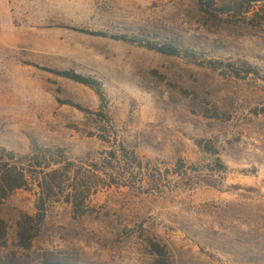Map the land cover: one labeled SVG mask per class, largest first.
Instances as JSON below:
<instances>
[{
  "label": "rangeland",
  "instance_id": "1",
  "mask_svg": "<svg viewBox=\"0 0 264 264\" xmlns=\"http://www.w3.org/2000/svg\"><path fill=\"white\" fill-rule=\"evenodd\" d=\"M35 145L85 202L21 238L36 190L8 195L0 264H264V0H0V148Z\"/></svg>",
  "mask_w": 264,
  "mask_h": 264
},
{
  "label": "trees",
  "instance_id": "2",
  "mask_svg": "<svg viewBox=\"0 0 264 264\" xmlns=\"http://www.w3.org/2000/svg\"><path fill=\"white\" fill-rule=\"evenodd\" d=\"M195 2L201 10L207 11L211 8L213 0H195ZM91 35L106 37L101 33H91ZM152 50L162 55H177L172 47H155ZM54 74L59 78L92 89L100 100H104L100 85L96 81L74 72ZM119 153L121 157H124L126 151L120 147ZM115 155L116 152L110 154L114 160H116ZM79 183L78 175L74 173V163L65 156L62 149H56L53 152L48 148L35 145L29 153L17 155L0 148V202L15 191L28 190L31 186L36 190L35 216L23 217L19 222L21 238L27 222L33 219H38L39 223L43 221L45 207L51 196L57 197L58 202H63L73 209L76 208L77 203L83 205L85 197Z\"/></svg>",
  "mask_w": 264,
  "mask_h": 264
}]
</instances>
